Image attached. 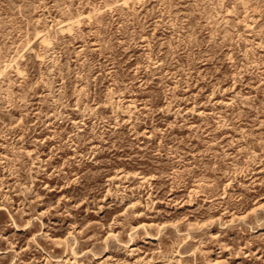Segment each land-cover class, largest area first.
Instances as JSON below:
<instances>
[{"label":"rangeland","instance_id":"obj_1","mask_svg":"<svg viewBox=\"0 0 264 264\" xmlns=\"http://www.w3.org/2000/svg\"><path fill=\"white\" fill-rule=\"evenodd\" d=\"M0 264H264V0H0Z\"/></svg>","mask_w":264,"mask_h":264},{"label":"bare ground","instance_id":"obj_2","mask_svg":"<svg viewBox=\"0 0 264 264\" xmlns=\"http://www.w3.org/2000/svg\"><path fill=\"white\" fill-rule=\"evenodd\" d=\"M65 26V25H64ZM59 27V26H58ZM72 28V27H71ZM44 36V35H43Z\"/></svg>","mask_w":264,"mask_h":264}]
</instances>
